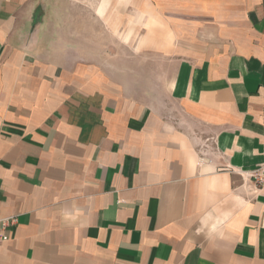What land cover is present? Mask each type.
I'll return each mask as SVG.
<instances>
[{
  "label": "crops",
  "instance_id": "0c3cea01",
  "mask_svg": "<svg viewBox=\"0 0 264 264\" xmlns=\"http://www.w3.org/2000/svg\"><path fill=\"white\" fill-rule=\"evenodd\" d=\"M74 1L0 0V264H264V0H80L157 67L150 103Z\"/></svg>",
  "mask_w": 264,
  "mask_h": 264
},
{
  "label": "rangeland",
  "instance_id": "374dc122",
  "mask_svg": "<svg viewBox=\"0 0 264 264\" xmlns=\"http://www.w3.org/2000/svg\"><path fill=\"white\" fill-rule=\"evenodd\" d=\"M51 10L62 13L69 12L71 14V20H59V22L62 23L61 26L67 24L68 27L73 29L75 34H79L74 36L75 39L81 40L82 43H90L91 48L92 46L97 48L98 39H102L100 43L104 44V36L99 37L93 34L97 29L102 30V23L92 19L91 4H83L82 1L77 0L69 4L52 5ZM119 22H121L122 26V21H117V24L113 23V20L105 21L106 36L104 37V45L106 47V60L104 63L106 67L101 70L110 79L111 85L114 82L116 88H119L129 96L135 97L138 102L150 103L163 99L162 94L165 91V82L162 80L161 73H158L157 67H145L144 61L147 57H145L144 53L130 52L129 36H124L125 26L122 27L123 34L121 35L118 29H113L114 27L119 28ZM115 48L118 51H114ZM90 54L97 58L99 54L103 53L94 51Z\"/></svg>",
  "mask_w": 264,
  "mask_h": 264
},
{
  "label": "built area",
  "instance_id": "2783aa9c",
  "mask_svg": "<svg viewBox=\"0 0 264 264\" xmlns=\"http://www.w3.org/2000/svg\"><path fill=\"white\" fill-rule=\"evenodd\" d=\"M249 178L251 180L252 185L257 189H264V158L263 162L256 167L255 169L249 172ZM6 221H4L3 225H5ZM6 237H1L0 241H5Z\"/></svg>",
  "mask_w": 264,
  "mask_h": 264
}]
</instances>
